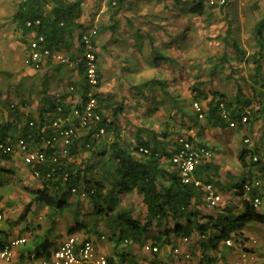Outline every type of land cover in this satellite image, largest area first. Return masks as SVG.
Returning a JSON list of instances; mask_svg holds the SVG:
<instances>
[{"label": "trees", "instance_id": "trees-1", "mask_svg": "<svg viewBox=\"0 0 264 264\" xmlns=\"http://www.w3.org/2000/svg\"><path fill=\"white\" fill-rule=\"evenodd\" d=\"M81 2L82 0H18L13 18L16 22L17 29L23 37L21 40L26 43L27 33L33 31L36 34L44 36L45 45L47 47L63 50L69 54L71 60L74 57L73 60H75L77 57L74 51L79 49L75 47L74 39L80 28L78 20L82 14ZM176 2H179V0H176ZM125 4L126 0H118L115 6L110 5L109 2V9L111 12L109 18L110 29L112 31L117 28L115 27V16L124 8ZM228 5L229 0L228 3L223 6L209 5L205 0H193L192 5L187 9V13L197 17H210L215 9L223 10V8ZM36 20H39V24H34ZM28 21L33 22L32 26L29 27L26 25ZM229 28L230 25L228 24V32L230 31ZM179 37L173 35L171 40L173 43L170 45L175 44L174 41L176 43L182 41L178 45L181 47L184 43V39L180 37V41L177 42ZM225 38V35L220 37L224 43H226ZM252 39L257 49L250 54L248 58L244 59L243 62L246 66L250 64L249 69L247 68V80L251 83L250 91L253 98H258L259 109L264 110V64L262 61L264 59V11L252 27ZM146 40H148V38ZM152 40L150 39L148 44L146 43V49H151L150 52H157L156 50L158 47L154 45ZM228 45L229 43H226L225 46ZM232 47L237 51L235 53V56H238L236 60L242 61L243 52L239 45L233 42ZM161 55L164 59L163 62H172L174 60L173 57L168 54ZM229 60L226 53H223L221 57H219L217 64L222 65ZM78 69L82 75V64L78 66ZM157 76L158 74L156 73H151L146 76V86L148 84L163 83ZM100 80L99 71V83L96 87L95 97L98 101V111L101 115V120L92 125L91 129L83 135V137H85L82 148L91 151L90 156L92 155V158L100 157L99 164L104 170L103 174L98 178L92 177L97 167L96 163L98 162L88 158L87 161L80 163L66 162L65 165H62L48 180L44 178L40 179L42 187L33 192V196L30 197L29 202L25 205L18 218L15 221H6L7 225L16 226L26 221L27 215L34 204L47 206L48 212L46 216L48 227L42 231L41 235L36 234L33 236L32 244L24 249L25 252L33 253L35 257H39L43 255L44 252H47L48 248L53 243L50 241V237L54 230L55 219L62 215L64 210L69 207L68 198L72 194V189H74L78 197H81L83 194L85 198H87L92 208L90 213L93 214L95 218L100 217L103 220L104 226L111 233L107 239L112 242L115 247L124 241L139 243L142 236L146 234L145 238L148 237V229L153 226L158 230L157 233L153 235V238L159 247H162L164 244H172L174 242L173 240L177 237H190L194 232H197L203 237L199 245L202 255L206 259L209 256V249L216 250L221 241L231 238V231L235 226L241 227L245 223L254 219H259L257 213L259 209L256 210L253 208L251 202L256 196L261 198L264 192L262 194L260 193L262 183L258 186H252L248 192L244 189L245 185H253L255 181L259 180L257 175L255 176L251 171L245 170L247 166L245 163L246 156L255 152L246 148L248 143L246 144L244 139L243 143L246 145L238 156L239 162L242 165L243 174L241 179L235 184L236 193L242 197V211L234 215L229 213L223 219H218L216 221L210 219L209 222L199 223L201 215L197 206L203 202L205 203L203 191L191 183L182 182L175 166L169 160L174 149L172 150L171 148L170 152L165 151V149H159L156 145L158 140H156L155 137H153V143L140 140L139 138V141L136 142L137 144L132 149L122 146L120 143V127L115 120L109 119V114L112 113V115H116L123 107L122 104L121 106L115 105L117 102L114 101V95L97 91L101 86ZM202 84L203 83H200V85ZM135 88L139 90V87ZM204 88L192 87L191 93L193 94L192 102H204L206 108L203 112V118L206 123L214 128H222L228 125L229 122L222 118L220 114V103H222L225 110L228 112V118L237 121L239 123L238 126L241 125L240 121L243 113H241L242 108L238 107V102H235L233 98L228 99L225 94L217 90H206ZM89 89V85L83 80L76 91L81 97V101H84ZM139 92L144 96L142 91ZM164 93L170 99V105L167 108L169 118H172L170 111L176 108L177 112L181 114V117H187L188 120L195 123L198 118L197 112L190 115L189 112L184 109L183 104L178 102L177 95H174L167 88ZM240 96L241 90L238 89L234 97L238 99ZM65 97L66 95L64 98ZM147 97L149 96H144V98ZM250 101V99L246 100L244 102L245 105L249 104ZM11 107H9V110H11ZM58 108L62 110L59 111ZM70 111L71 105L65 103L64 99H60L48 108V113L46 115L40 113L36 118L27 116L20 129L16 128V124L8 122L0 126V133L6 130H19L20 136L16 139L24 138L29 144L37 145L50 134L52 122L58 117L68 115ZM14 115V113H11V116ZM30 122H32V125L29 124ZM166 123V125H162V128L159 126L163 136L167 135V130L170 127V121H166ZM179 123L181 129L186 128L182 120ZM172 125H174V123ZM99 128H104L105 139L112 133V139L109 141L106 139L105 141H101L100 144H97L98 142L94 141L91 137ZM138 128L140 131V129L144 127L139 126ZM42 129L43 132H41ZM146 130L155 135L154 130H150L149 128H146ZM4 135L5 134L0 135V143L7 141ZM174 136L175 144L180 136L187 137L189 141L193 143V139L189 137L187 133H180ZM86 144H89V146L87 147ZM140 148H144L147 151H140ZM74 153L75 151L71 149L69 154L73 155ZM47 155H50L49 150L47 151ZM161 158H167V161L162 162ZM8 159H10V155L2 152L0 149V160ZM251 165L254 166L253 163H251ZM48 167L49 162L38 167L42 177L47 172ZM254 167L257 172H261L256 166ZM64 173L68 174L66 179H63ZM262 173L264 174V171H262ZM194 174L205 184H213L214 186L219 184V165L214 163L211 158L197 165ZM131 193L139 195L145 206L146 213L142 225L137 219L131 216L133 212L131 209L119 208L121 196ZM170 224L172 225L170 226ZM82 225L83 224H81V226ZM81 226L77 225L70 228L69 232L78 231ZM25 228L27 230L34 229V227H29L28 225ZM87 232L90 231L87 230ZM99 236H101V234H99ZM235 236L236 235H234V237ZM161 238H163L162 241ZM1 246L2 241L0 240V247ZM118 256V260L107 257L108 264H138L134 258L126 253H119ZM207 262L209 264L211 260L208 259Z\"/></svg>", "mask_w": 264, "mask_h": 264}, {"label": "rangeland", "instance_id": "rangeland-1", "mask_svg": "<svg viewBox=\"0 0 264 264\" xmlns=\"http://www.w3.org/2000/svg\"><path fill=\"white\" fill-rule=\"evenodd\" d=\"M17 2L18 0H0V96L3 97L5 95H8L9 93H12V91L13 93L15 91V96L21 97L25 95L27 97L30 96L33 92V94H42L43 96H46L45 106H49L52 102V96L50 93H52V91L57 88V83H59L60 79L66 78L65 72L66 74H69L68 78L70 79L74 69L72 67H68V65L64 66L60 64H52L51 68L57 71L43 73L39 72L38 74L32 73L30 71H28V73L24 72L26 67L25 42L21 40L23 37L20 31L17 29L16 22L13 18ZM181 5L184 6V4ZM187 8L188 7H186L185 9L187 10ZM185 9L180 10V13L182 14H180L176 19H173L171 22H166L167 24L160 25L159 28L153 29V27H148L146 25V22H141L138 26H136V31L139 32L142 36V40L144 41L145 46L146 37L148 38V40L153 39V37H150L149 35H157V41L159 37L165 38V36L167 35H175L176 37L180 36L184 39V43L180 47L178 45L182 41H180L179 37L178 40L180 42L177 43L178 47L175 48L176 53L182 54L180 61H177L178 64L181 62V78L179 76V78L177 77L175 80V82L179 85L176 86L175 89L177 90L176 95L178 97V102L183 104L184 109L187 112H195L193 106L194 102H192L193 95H191L192 87H208L209 90H220L223 87L226 88V90L228 89L234 93L237 92V89L242 88V90H244L246 89L245 87H247V90L251 94L249 87L251 83L247 80L250 64H247L245 69L238 67V63L235 61L236 58H238V56H235V53L237 51L232 47V43L236 42L239 45L241 51L243 52L244 59L248 58L249 55L257 49L252 39V27L264 11V0H229L228 6L223 8V10L215 9L210 17H197L194 15H190L186 12ZM228 24L230 25L229 32L227 31ZM107 27H109V30L106 29L108 30V32H113L110 29L109 22ZM149 31L150 33L148 34ZM158 32L160 36H158ZM126 35L127 33L123 34L124 37H126ZM224 35L226 37V43H229L228 46H225L226 43H224V41L220 39V37ZM127 38L129 40L131 38V34ZM122 42H124V40H122ZM129 47L135 48L134 45L132 46V43L127 44L124 51H126ZM118 49L120 48L118 47L114 50L110 49V44H107L104 47V52L102 53V55L113 57L112 52H117ZM161 50H165V48L160 49V51ZM223 53H226L227 57L232 60L233 63L228 61L225 64L218 65L217 61ZM162 60L163 56L160 52H153L148 59H146V56H144V58L141 60L134 53H130L128 56L117 57L118 63H122L121 65H119V72L123 76L121 78L131 81L137 80L138 82L145 81L146 74H149L150 72H154L158 74L159 77H161L162 75L159 71V67L162 66ZM262 61L264 64V59ZM170 63L172 62H167V64L163 66L165 67L164 72L168 74H166L167 78L166 81H164H169L170 83H172L174 82V79L170 71L172 70L173 65ZM196 66H199L200 72L195 71ZM99 68L100 63L98 61V69ZM202 68H206V70L203 71ZM207 68H209V70ZM107 69L109 70L108 65ZM212 69H214V71H212ZM242 70H244L245 72L243 73ZM240 73L243 74L240 76ZM234 75H237V77H235ZM243 82H245V85L247 86H244ZM200 83L203 84L200 85ZM4 87L6 89H4ZM145 88L146 85H144V89ZM133 90L135 99L139 98L141 100L140 105L141 107H143V110L140 111V113H145L147 106L146 98L138 96L139 94L138 91H136V88ZM189 94L191 96H188ZM148 95L150 96V94ZM1 97L0 103L2 99ZM252 101V104L255 107L257 99L254 98ZM19 103L20 102H18V104ZM11 104L13 105V103ZM11 104H7L8 109ZM249 105L250 103L241 106V113L249 111L248 117L249 115H252L253 111V108H248ZM132 107L134 108V106H130L128 109L132 111ZM148 107L154 108V106H151V104H148ZM133 110L138 111V109ZM175 113H171L172 118H175ZM134 117L135 119H137V114ZM147 122L148 121H146V124ZM178 123L179 122H176L174 125ZM180 133L186 134L184 131H181V128L174 132L175 135ZM231 133L233 140H235L233 148H229L226 150L231 157L232 163L235 164L233 170H236L239 169V166L236 164L234 153L237 154L239 151V147L241 148L244 144L243 134L240 132L239 128H235ZM104 137H102L100 141H105ZM124 137L127 136L125 135ZM77 139L79 140L77 141L74 155H71L74 156L72 158L76 159V162L87 158L95 160V157L92 158V155L90 156L91 151L84 150V148H82V146L80 145L81 136H78ZM100 141L98 142V144H100ZM218 146L220 145H214V148L216 149L215 151H212L216 156H220L221 154ZM229 160L230 159H227V161ZM95 161H97L98 163H96L97 167L95 168L96 170H94L93 175L95 176V178H98L103 174L104 170L99 164L100 160ZM18 163L19 165H21V167H17ZM25 166L26 165L23 163L21 157H14L13 161L9 162L8 164L0 165V184L1 188L3 189V191L0 192V195H2L0 196V229H9V232H6V235L9 238L20 234L27 237L28 240L26 246H29L32 242V237L34 236V234L41 235L42 228H45L48 225L46 216V213L48 211L45 206L35 204L33 206L34 208H31L26 221L28 222L29 227H34V229L32 230H27L25 228L26 225L23 222L16 226H9L6 224V221H15L18 218L21 211H23L22 209L24 208V205L30 199L29 194H32L33 190L30 191L29 188L35 187L38 184L33 179L29 180L28 182L26 175L22 174V170L24 169L23 167ZM27 168L28 169H26V171L29 172L30 168ZM233 178L236 182H238L241 178V172L239 171V174L234 175ZM232 194V197H223L224 199H226V206L223 209L222 206L215 208L213 210V213L215 215L220 214V216H227L229 213L234 215L242 211L243 208L239 204L240 198L236 196L238 194L236 193V191H233ZM71 196L72 199L68 201L70 205L64 210V215H60L59 219L56 221L55 231L54 234L51 235L50 239H54L55 233L64 231L63 225L65 224V220L66 222H75L77 218L79 221L86 224L87 230L91 229L89 230L90 232H87V230H83L82 232H84L88 237L95 240V242L99 241L100 239V236L97 233L105 235V238H101L99 243L102 252H104L107 257H111L110 255H113L111 253L116 250L118 252L127 253V255L134 258L138 264H178L177 262L180 261L178 259L179 257L175 259V257L172 256V252L170 250V247L168 249V246L160 247L159 254H151L143 250L142 247L144 243L154 241L153 235H155L158 230L153 226L148 229V237L145 238V234L144 236H142L139 243L133 241H129L128 243L123 242L115 247L114 244L107 239L110 232L105 228L103 220L100 217L95 218V216L87 212L86 209V212L83 211L77 213L78 209L81 210L82 206L85 205V201L83 199L84 197H78L76 194H72ZM123 197L124 198L121 200L120 206L124 205L123 207L125 209H131L133 211L131 216L135 219L140 221L143 220L145 206L141 200V197L136 193L125 195ZM263 208L264 202L262 203L259 210H262ZM32 209L34 210L33 212ZM89 210L92 211L91 206ZM61 217L64 218L60 219ZM260 227L261 226L259 225V222H248L243 224L240 230L241 235H243L241 236L243 240L240 238L239 240L243 241L244 243L249 242L246 244V246L257 245V234L259 233ZM235 228L238 230L239 227L235 226ZM68 229L69 228H67L64 232H67ZM233 240H235V237H233ZM253 241H255L256 243L254 244ZM234 242H236V240ZM107 247H110L111 249L107 250ZM193 247L196 251H198V247H196V245L193 246L192 243V250ZM232 247L231 250L224 248L221 251L217 252L210 250L208 252V255L210 254L212 256H215L217 264H232L236 260L237 254H239V251L237 252L236 250H233ZM191 248L188 247L189 250L187 251L190 257H192L193 255L195 260L197 259V262L204 260L201 255L198 256V254L192 251ZM248 249L250 250L247 251L253 250L252 248ZM112 257L118 258L117 255H114ZM225 259L227 260V262H225Z\"/></svg>", "mask_w": 264, "mask_h": 264}, {"label": "crops", "instance_id": "crops-1", "mask_svg": "<svg viewBox=\"0 0 264 264\" xmlns=\"http://www.w3.org/2000/svg\"><path fill=\"white\" fill-rule=\"evenodd\" d=\"M186 1L187 0H179V2H176V0H126V4H125L124 8H122L120 10V12H118V14L115 16L114 21H115V23L117 22L115 24V27H117L116 30H114L113 32H111V31L108 32L109 27H107V26H108V22L110 23L109 18H110V13H111L110 9H109V2L110 1L109 0H82V2H81L82 14H81L80 19L78 20V23L80 25L79 31L88 27V26L97 27V35L95 37V45H96L95 47H96V52H97V58H98V61L100 63L99 71H100V77H101V80H100L101 86L97 91L114 95V101L117 102L115 105L121 106V104H122L123 109L120 112H118L116 115H112V113H111L109 116V119L115 120L116 123L118 124V126L120 127V132H121L120 133V135H121L120 143H121V145L124 147H127L129 149H132L137 144L136 142L139 141V138H140V140L153 143V137H155L156 140H158L156 145L159 147V149H165V151L170 152L171 148L173 150L176 146V144L174 143V141H175L174 140V137H175L174 132L180 128V123H178L176 125H172V124L173 123L175 124L176 122H180L182 120L185 123L186 128L181 129V131H184L185 133H187L188 136L193 139L194 144H196L198 146H203L204 148H208L211 151H215L216 148H214V145H220V146H218V149H220V151H221L220 156H216L212 152V157H211V160H213L214 163L219 165V177H218L219 184L215 185L214 187L217 189L218 192H220L222 197H224V198H226V196L232 197L233 191H236L235 184L237 183L233 177H234V175H238L239 171L241 172V177L243 174L242 165L239 162L238 156L241 154V150L244 148V144H243L241 148L239 147L238 153L237 154L234 153V156L236 158V164L239 166L238 167L239 169L233 170V167H235V164L232 163L231 157L226 150L229 148H233V144H234L235 140H233V138H232V133H231L232 130H234L235 128H239L240 132L243 134V139L247 138L249 140L248 142H246V144L248 143V145L245 144L247 146L246 148L253 150L255 153L264 152V110L259 109L258 98L255 97V99H257V101H256V104L254 107L252 104L253 103L252 100L254 99L253 95H252V93L251 94L249 93V91L247 90V87H245L246 89H244V90H242V88H240L241 96L238 97V99H236V97H234L237 92L234 93L228 89L226 90V88H223V87L220 90L215 89V90L219 91L220 93L225 94L228 99H231V98L235 99V102H238V107L245 105L244 102L246 100H249V99L251 100L248 108H250V109L253 108L252 115H249L248 121L246 124H244V125L241 124V125L234 127V128H231L228 125L225 127H222V128H220V127L214 128V127L208 125L204 118L203 119L197 118V120L194 123L193 121L188 120L187 117H181L180 113H175V112H177L176 108H174L170 111V114L175 113V115H176L175 118H169V113H168L167 108L170 105V99L165 95L164 92L167 88L174 95H176L177 90H175V89H176V86H179V85L175 82V80L177 77H179L182 74L181 62L179 64L177 63V61H180L182 54L176 53L175 48L178 46H177V43L175 41H174L175 44L170 45L171 43H173V41H171L172 36H165V38L159 37V39L157 41V37H156L157 35H150L151 37H153V40L152 39L151 40L153 41L154 45L158 47V49L156 50L157 52H160L163 55L168 54L171 57H173L174 60L172 61V63H170L173 65L170 73L173 76L174 82H172V83H170L169 81L165 82L166 78H167L166 76L168 74L164 72L165 67H163V66L165 64H167V62H163L164 59L162 60V66L159 67V71H160L162 76L161 77L157 76L158 79L161 80V82H163V83L148 84L145 89H144V85H146L145 84L146 81H139L138 82L137 80L131 81L128 79H124V78H121L123 76L119 72V65H121L122 63H118L117 57L128 56L130 53H134L141 60L144 58V56H146V59H148L149 56L154 52V51L150 52L151 49H146L145 43L142 40L143 39L142 36L140 35L139 32L136 31V28H137L136 26H138L141 22H146V25L148 27H151V28L153 27V29H154V28H159L160 25H162V24H167L166 22H171L173 19H176L180 14H182V13H180V10H184L186 7H189L192 5L193 0H188L187 3H186ZM180 3L184 4V6H182ZM180 6H181V8H180ZM186 12H187V10H186ZM106 29H108V30H106ZM79 31L76 33V37L74 39L75 47L77 49H79V50L74 51L77 58L75 60H73L75 58L74 57L71 60V57H69V54L66 53L70 59V63L67 65H68V67H72L74 69L73 73L71 75V78L69 79L68 78L69 74H66V72H65V76L67 79L63 78V79L59 80V83H57V88L54 89L52 91V93H50L52 96L51 104L49 106H45L46 96H43L42 94H38V95L33 94V92L30 96H27V97L25 95H23L21 97H17V96H15V91H14V93H13V91H12V93H9L8 94L9 97H8V95H5L3 97L0 96L2 98L1 103H0V126L5 125L8 122H12V124H16L17 129H20L22 127V125L24 124L27 116H31V117L36 118L40 115V113H43L44 115H46L48 113V108L53 103L58 102L60 99L61 100L64 99V102L67 104H70L71 107L76 105L77 103H79L81 101V97L76 93V91L78 90V88L80 86V83L84 80L83 74L81 75V73L78 69V66H80L82 64L81 62H79V57L81 56V53H82V47H81L79 40H78ZM124 33H127L126 37L123 36ZM149 33H150V31L148 32V34ZM130 34H131V38L128 40L127 37H129ZM32 35H33V31L27 33V37L32 36ZM158 36H160L159 32H158ZM27 37H26V39H27ZM146 39H147V37H146ZM122 40H124V42H122ZM148 41L149 40H146L147 44H148ZM177 42H179V40H177ZM26 43H27V41H26ZM26 43H25V47H26ZM131 43H132V46L133 45L135 46V48L129 47L126 51H124L127 44H131ZM107 44H110V49H113V50L117 49L118 47L120 48L117 50V52H115V51L112 52L113 57H107L108 55L107 56L102 55V53L104 52V47ZM162 48H165V50L160 51V49H162ZM148 53H149V55H148ZM243 60H244V58L242 59V62L237 61V60H235V61L238 63L239 68L245 69L246 65L244 64ZM229 62L233 63L232 60H229ZM52 64H57V63H53V62L48 61L45 63V65H43L39 69H35L32 66L25 64L26 67H25L24 72L28 73V71H30L32 73L38 74L39 72L43 73V72L57 71V70H53L51 68ZM107 65L109 66V70L107 69ZM64 66H66V65H64ZM207 69L209 70V68H207ZM202 70L205 71L206 68H202ZM64 71H66V70H64ZM195 71L200 72L199 66H196ZM212 71H214V69H212ZM242 71H243V73L245 72L244 70H242ZM151 73L155 74L154 72H150L149 74H146V76L150 75ZM243 73H240V76ZM25 75H27V74H25ZM234 76L237 77V75H234ZM180 78H181V76H180ZM243 83H244V86H247V85H245V82H243ZM71 86L74 87V90L72 92L69 91V88ZM135 87H139V90L136 88V91H138V94L142 98H144V96L150 94V96L148 95L149 97L146 98V100H147L146 111H145V113H142V114L140 113V111L143 110V107L140 106L141 100L139 98L135 99V97L133 95L134 90L132 88H135ZM249 87H250V85H249ZM200 88H202V87H200ZM4 89H6V88L4 87ZM204 89L209 90L208 87H206ZM139 91H142L144 93V96H142ZM237 91H238V89H237ZM174 92H176V93H174ZM65 95H66V97L64 98ZM191 95H193V94L191 93ZM191 95L189 94L188 96H191ZM153 99H154V101H153ZM18 102H20V103L18 104ZM11 103H13V105ZM7 104H11L10 107L13 106V107H11L12 108L11 110L8 109ZM148 104H151V106H154V108L148 107ZM199 104L203 108V112H204V110L206 108L204 102H201V103L199 102ZM130 106H134V108L132 107V111L130 109H128ZM133 109H138V111L133 110ZM148 110H149V112H148ZM247 112H249V111H247ZM11 113H14L15 115L11 116ZM136 114H137V119H135V117H134V116H136ZM189 114L191 115L193 113H189ZM175 119H176V121H175ZM146 121H148L147 124H146ZM166 121H170V127L167 130L168 131L167 135L163 136L162 132H161L162 130L160 131L159 126L162 128V125L167 124ZM139 126L144 127L143 129H140L141 132L139 131V128H138ZM146 128H149L150 130H154L155 135H153L151 132H148L146 130ZM18 131L19 130H17V131L6 130V131H3L2 133H0V135L5 134L4 135L5 140H9V139L14 140L20 136V133ZM125 135L128 138L124 137ZM84 137L81 138V140H80L81 146L83 145ZM102 137H104V136H102ZM112 137H113L112 133L109 134L106 138L107 141L111 140ZM100 139L98 140V142L100 141ZM78 140L79 139H77L75 141V143L73 144V146H72L73 150H75V147L77 146ZM126 142H127V144H126ZM72 157H74V156L70 155L68 157L67 163L68 162L69 163L70 162L71 163H80V162L87 161V159H88L87 158L84 160H80L79 162H76L75 161L76 159H74ZM219 157H221V158H219ZM13 158L14 157H10V159H8V160H0V165L8 164L9 162L13 161ZM227 159H230V160L227 161ZM245 159H246L245 163L247 164L245 170L251 171V173L255 174V176L257 175L259 177L258 179L261 180V183H262L261 187L262 188H260V193L262 194L264 192V174L262 173V170H260L261 172L256 171L255 167L253 165H251L249 158H248V155L246 156ZM95 160H100V157H96ZM161 161L165 162V161H167V158L166 159L161 158ZM17 167H21V165H19V163H18ZM23 168L24 169L22 170V174L26 175L28 182H29V180L33 179L36 181V183H38L35 187L29 188L30 191L33 190L32 194L31 193L29 194V198H30L31 196H33L34 191H37L38 189H40L42 187V183H41L40 179L35 178L32 175V172H30L31 170L29 172L26 171V169H28L26 166ZM92 177H95V176L93 175ZM1 191H3V189L1 188V184H0V192ZM71 195L68 198V201L72 199ZM125 195H127V194H124L121 196V200L124 198L123 196H125ZM0 196H2V195H0ZM236 196H238L240 198L239 204H240V206H242V204H241L242 203L241 202L242 197H240L239 195H236ZM224 198H223L224 205H222V209L225 208V206H226V204H225L226 199H224ZM2 199H3V197H2ZM83 199L85 201V205L82 206L81 210L78 209L77 213H80L83 211L86 212L85 209L87 210V212L90 213V210H89L90 204L87 201V198L84 197ZM261 199L264 202V194L261 196ZM29 200L27 201V203L29 202ZM228 202H230V201H228ZM25 205H24V207H25ZM120 205H121V203H120ZM120 205H119V207L124 208L123 207L124 205L123 206H120ZM45 207L47 208V206H45ZM197 208H198V211L201 215V217H200L201 219H199V223L209 222L210 219H212L213 221H216L218 219H223L224 217H226V215H222V216H220V214L215 215L213 213V210L215 208L207 207V205L204 202L199 204L197 206ZM145 210L146 209L144 207L143 220H141V221L138 220L141 225L144 222V216H145V212H146ZM33 211L34 210L32 209V212ZM47 211H48V208H47ZM21 213H22V211H21ZM257 213H258L259 219H254V220L250 221V222H259V225L261 226L259 229V233L257 234V240H258L257 245L246 246V244L249 242L244 243L243 241L239 240V238L243 240V238H241V236H243V235H241V233H240V230H241L240 226H239L240 229L238 228V230H237L236 228H234L231 231L232 239H233L234 235H236L235 236L236 242H234V245H233L234 247H232V248H233V250H236L237 252L239 251V254H237V258L235 261L239 260L241 251L250 250L248 248L253 249L251 251H253V253L255 255L254 259L252 261H250V260L245 261V262H243V264H251V263H253V264H264V227H263L264 226V208L262 210L261 209L258 210ZM62 215H64V214H62ZM27 217H28V215H27ZM59 217L60 216L56 217V219H55V226H56V221L59 219ZM62 218H64V217H61L60 219H62ZM23 223L26 226L28 225L27 221H23ZM81 224H83L82 225L83 227L81 226ZM103 224H104V222H103ZM77 225L81 226L79 231L87 230L86 224L84 222L79 221L77 218H76L75 222H66V220H65V224L63 225V227H64L63 230L65 231L67 228L70 229V228H73ZM171 225L172 224H170V226ZM55 226H54V230H53L52 234H54ZM47 227H48V225L45 228H42V231L45 230ZM69 229L67 231H69ZM8 230L9 229H0V240L2 242L6 241V239L9 238L6 235V232H9ZM88 230H91V229H88ZM64 231H60V232L55 233L54 239H50V241H52L53 243L50 245L48 250L53 247L54 243L57 240L62 239V237L65 233ZM97 234L99 235L100 233H97ZM110 234L111 233H109V235ZM18 236H23V235L20 234V235L12 236L10 238H15ZM102 236H104V238H105V235L101 234L100 239ZM188 238H189V242L187 244L183 243L181 241L180 237H177L176 239L173 240L174 242L172 244H164V245H162V247L168 246V249H169V247L171 248L174 246H178L180 248V250L185 253L189 250L188 247L191 248L192 243H193V246L196 245V247H198V251H196L194 247H193V250H192V248H191V250L194 251L196 254H198V256L201 255L203 257L202 252L200 250L201 248L199 245V242L202 241L201 239H203V237L200 236L197 232H194ZM100 239H99V241L96 242V244H97L98 250L100 252H102V249H101L100 243H99ZM32 241H33V237H32ZM161 241H162V239H161ZM130 242H132V241H130ZM153 243H155V239H154ZM26 244H27V241L24 245L17 247L14 250V256H13V259L10 263H3V264H21L22 261H25L29 257H32V255L34 256L33 253H27L24 251L25 248L31 246L32 242L29 246H26ZM189 244H191V245H189ZM244 246H246V247H244ZM224 248L231 250V247L226 246L225 244H223V241H221L216 250L209 249L208 252L210 250L217 252V251H221ZM106 249L110 250L111 248L107 247ZM48 250H47V252H48ZM47 252H44V254H46ZM102 253H104V252H102ZM119 253H123V252H118L115 250L113 253H111L113 255H110V256L111 257L114 255L118 256ZM172 256H174L175 259L177 257H179L178 259L180 261L177 262L178 264H208V262H207L208 259L211 260V262L209 264H217L215 256H212L210 254H209L208 258H206V259L203 257L204 260H201L200 262H197V259L195 260L193 255L189 259H185L183 257V255L177 256V255H174L173 253H172ZM118 258H119V256H118ZM118 258H113V259L118 260ZM225 262H227L226 259H225ZM224 264H230V263H224Z\"/></svg>", "mask_w": 264, "mask_h": 264}, {"label": "built area", "instance_id": "built-area-1", "mask_svg": "<svg viewBox=\"0 0 264 264\" xmlns=\"http://www.w3.org/2000/svg\"><path fill=\"white\" fill-rule=\"evenodd\" d=\"M110 5L115 6L118 0H109ZM209 5L223 6L228 3V0H205ZM31 21L26 23L27 26H32ZM34 24H39L36 20ZM97 35V27L88 26L82 30L78 35L79 43L82 47V53L79 57V62L83 65V77L89 85V91L84 101H80L71 107V111L64 117L56 118L51 124V132L44 140L37 145L29 144L24 138L15 140H7L0 143L2 152L10 155V157H21L23 163L30 168L32 175L38 179L51 178L62 165L68 161L70 150L77 140L78 136H83L92 125L101 120V115L98 111V101L95 97L96 87L99 83V69L98 58L95 45V37ZM27 55L25 63L35 69L41 68L46 62L67 65L70 59L66 52L54 48H49L45 45V38L43 35L33 32L32 36L27 37ZM74 87L71 86L69 91L72 92ZM195 112L198 113V118H203V108L198 102L193 103ZM221 117L227 120L228 126L231 128L237 127L238 122L228 118V112L225 110L222 103H220ZM61 111V108H58ZM249 112L245 111L241 117V124H246ZM32 125V122L29 123ZM43 132V129L42 131ZM104 128H99L93 135L92 139L97 141L104 136ZM247 138L244 142H248ZM88 147L89 144H86ZM50 155H47V151ZM146 152V149H139ZM212 157V151L208 148L200 147L185 136H180L177 139L176 146L170 157V162L175 166L183 183H191L203 191L205 204L209 208H216L223 205V197L213 184H205L198 179L195 174V168L203 161ZM250 163H253L258 169L264 171V152L252 153L248 155ZM49 162V167L45 175L42 177L38 169L39 166ZM68 177L67 173L63 174V179ZM261 181L257 180L252 184L245 185L244 189L248 192L252 186L260 185ZM72 194H75L72 189ZM82 197H85L83 194ZM253 208L259 209L262 205V199L259 196L253 198L251 202ZM104 239V236L101 237ZM185 244L189 242L188 237H180ZM27 238L18 236L15 238H8L2 242L0 247V264L10 263L14 256V250L17 247L24 245ZM128 241H124L127 243ZM255 244L256 242L253 241ZM226 246L232 247L234 240L228 238L223 241ZM143 250L151 254H159L160 247L157 243L146 242L143 244ZM174 255H183L184 258H189L188 252H182L178 246L170 248ZM255 255L251 251H241L239 260L233 264H243L245 261H252ZM21 264H108L107 256L100 252L97 248L95 240L88 237L82 231L65 232L62 239L57 240L53 247L48 252L39 257H29Z\"/></svg>", "mask_w": 264, "mask_h": 264}, {"label": "clouds", "instance_id": "clouds-1", "mask_svg": "<svg viewBox=\"0 0 264 264\" xmlns=\"http://www.w3.org/2000/svg\"><path fill=\"white\" fill-rule=\"evenodd\" d=\"M194 143V142H193Z\"/></svg>", "mask_w": 264, "mask_h": 264}]
</instances>
